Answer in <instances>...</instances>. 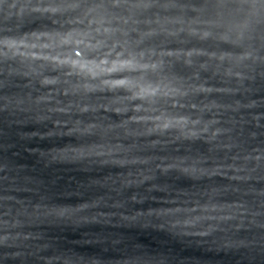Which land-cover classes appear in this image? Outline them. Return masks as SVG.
Wrapping results in <instances>:
<instances>
[{"label": "water", "instance_id": "95a60500", "mask_svg": "<svg viewBox=\"0 0 264 264\" xmlns=\"http://www.w3.org/2000/svg\"><path fill=\"white\" fill-rule=\"evenodd\" d=\"M0 264H264V0H0Z\"/></svg>", "mask_w": 264, "mask_h": 264}]
</instances>
